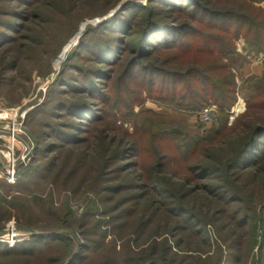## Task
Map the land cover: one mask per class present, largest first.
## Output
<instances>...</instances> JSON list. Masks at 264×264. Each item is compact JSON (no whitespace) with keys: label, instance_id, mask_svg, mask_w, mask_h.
<instances>
[{"label":"trees","instance_id":"trees-1","mask_svg":"<svg viewBox=\"0 0 264 264\" xmlns=\"http://www.w3.org/2000/svg\"><path fill=\"white\" fill-rule=\"evenodd\" d=\"M100 1L105 9L98 17H106L120 0ZM86 2L0 0L1 99L10 95V81L16 88L30 81L34 66L28 63L36 64L46 50L41 30L52 12L60 6L82 8ZM147 3L129 2L81 35L45 101L27 115L36 142L33 164L21 171L16 184L0 182V209L9 214L14 197L35 181L50 185L55 174L57 179L66 170L65 181L91 178L94 198L108 217L106 228L98 227L99 219L92 236L84 218V244L58 226L26 229L29 239L12 248L0 243V264H228L235 257L233 246H215L211 226H248L254 239L258 224L264 227V200L253 207L254 188L247 191L252 185L264 191V78L252 77L238 89L233 71L241 57L239 39L250 52L264 51V0ZM144 94L189 113L214 104L225 118L234 114L240 95L246 111L230 127L201 137L164 128L159 120L130 133L119 125V115L141 105ZM116 197L120 203L106 204ZM154 223L159 227L143 247ZM192 237L204 238L214 258L189 254L185 240Z\"/></svg>","mask_w":264,"mask_h":264},{"label":"rangeland","instance_id":"rangeland-1","mask_svg":"<svg viewBox=\"0 0 264 264\" xmlns=\"http://www.w3.org/2000/svg\"><path fill=\"white\" fill-rule=\"evenodd\" d=\"M87 1V4L82 8L77 7V9L69 10V8L65 9L63 6H60V8H57V11L52 12V18L49 19V23L41 30L46 37V50L40 52L41 58H38L36 64L33 62L28 63H31L30 68L34 66V70L30 75V81L19 82L17 84L18 88L14 84L12 85L10 81L9 85L12 86L9 91L10 95L3 96L1 99L6 107H21L22 112L28 111V114L34 111L36 107L45 101L50 87L60 72L63 61L69 52L79 43L81 35L88 28L97 26L113 18L122 9L119 8L122 3L127 4L132 2L141 7L148 4L147 0H120L117 7L111 10L106 17H98L99 13L105 9V6H103L100 0ZM236 51L241 55L240 59L233 65L238 89L245 80L252 77L264 78V51L259 54L250 52L244 39H239L236 42ZM19 98L20 101H17ZM142 99L146 100L141 105H135L132 112H128L124 108V116L119 115V125L130 133L134 131L136 126H139L140 130H142L145 127L144 124L149 120H159L164 128L171 126L172 129H180L189 138L201 137L209 135L211 129H219L224 125L230 127L235 117L246 111V102L240 95H238L233 107L234 114H230L227 118L220 114L218 107L214 104L204 106L198 112L189 113L176 107L168 106L155 99L147 98L146 94L142 96ZM238 105H242L240 112L236 111ZM206 111L211 116V120L208 122L203 120V115ZM28 128L30 130V127ZM223 141L217 139L215 143L222 145ZM226 144L228 145V141ZM44 157H51V155ZM0 168H2L1 164ZM66 174L67 170L65 174L57 179L55 174L50 180V185L47 182L41 183L35 181L36 184L28 186L30 190L23 194L29 197H24L23 195L14 197V204L16 206L13 209H9V214H4L3 210L0 209L1 233L4 231L7 233L13 229L16 233L20 234L21 238L27 240L30 238L31 233L26 232V229L48 231L58 226L71 232L73 236L78 237L77 239L84 244L83 236L81 235V225L85 221L84 218H87V225L90 227L91 233H94L92 236L97 235V229H95L94 225L99 219L103 223L98 224V227L106 228L105 223L108 217L103 216L101 210H104V208L101 206L99 200L97 201L94 198V192L91 188H94L96 185L91 184V178L86 179L83 177L65 181ZM91 181H95V179L93 178ZM253 188L252 194L255 200L253 207H255L256 200L263 202L264 195L262 194H264V191L259 187L255 188L254 185L247 188V191L250 192ZM39 196L42 200H40ZM10 199L8 197L6 202L10 201ZM37 202L40 204L37 205ZM120 202L119 197H116L114 201H109L106 204L114 207L116 203ZM260 209L259 205L254 209L257 217ZM89 212L92 214L91 217H84ZM205 214L204 212L202 215L205 216ZM57 218L60 221L59 224L56 222ZM155 223L151 225L149 233H146L147 236L141 241L140 245H143V247H147L151 243L149 236L157 231L156 228L159 227ZM258 225L257 236L254 239L255 234H253L252 228L248 229V226L243 229L238 228L233 230L232 227H227V224L219 223L216 226H211L213 228L209 229L210 240L215 243V246L225 245L226 249L228 246H233L235 257H232L233 259L231 258L228 264H264V227L260 223ZM158 231L160 234L165 233L161 228ZM206 235L203 237L207 240ZM204 238L200 237L198 239L192 237L185 240L186 243H190L189 254L193 257L201 255L203 260L206 257L214 258L213 250L209 248ZM187 248L185 244L184 249L188 250ZM227 252L228 255L226 257L229 258V250Z\"/></svg>","mask_w":264,"mask_h":264},{"label":"built area","instance_id":"built-area-1","mask_svg":"<svg viewBox=\"0 0 264 264\" xmlns=\"http://www.w3.org/2000/svg\"><path fill=\"white\" fill-rule=\"evenodd\" d=\"M28 111L21 107H6L0 98V182L14 185L19 180L21 171L26 169L35 158L36 142L26 126ZM203 120H211L205 112ZM13 229L0 237V243L12 248L24 241Z\"/></svg>","mask_w":264,"mask_h":264},{"label":"water","instance_id":"water-1","mask_svg":"<svg viewBox=\"0 0 264 264\" xmlns=\"http://www.w3.org/2000/svg\"><path fill=\"white\" fill-rule=\"evenodd\" d=\"M124 4H125V3H122V4L119 6V8H122ZM6 234H7L6 231H4L3 233L0 234V237H1V236H4V235H6Z\"/></svg>","mask_w":264,"mask_h":264},{"label":"bare ground","instance_id":"bare-ground-1","mask_svg":"<svg viewBox=\"0 0 264 264\" xmlns=\"http://www.w3.org/2000/svg\"><path fill=\"white\" fill-rule=\"evenodd\" d=\"M241 109H242V105H238L236 111H237V112H240Z\"/></svg>","mask_w":264,"mask_h":264}]
</instances>
